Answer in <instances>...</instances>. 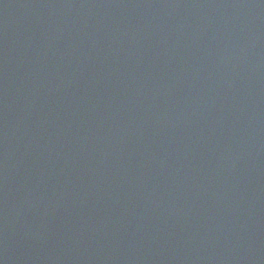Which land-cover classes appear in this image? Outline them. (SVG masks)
I'll list each match as a JSON object with an SVG mask.
<instances>
[{
    "label": "water",
    "instance_id": "1",
    "mask_svg": "<svg viewBox=\"0 0 264 264\" xmlns=\"http://www.w3.org/2000/svg\"><path fill=\"white\" fill-rule=\"evenodd\" d=\"M0 264H264V0H0Z\"/></svg>",
    "mask_w": 264,
    "mask_h": 264
}]
</instances>
